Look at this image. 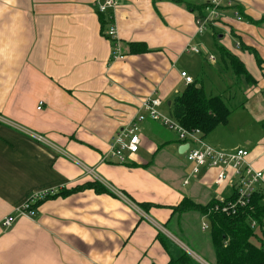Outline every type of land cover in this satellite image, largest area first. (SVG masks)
<instances>
[{
	"label": "crops",
	"instance_id": "obj_1",
	"mask_svg": "<svg viewBox=\"0 0 264 264\" xmlns=\"http://www.w3.org/2000/svg\"><path fill=\"white\" fill-rule=\"evenodd\" d=\"M99 1L0 0V264H167L183 252L215 264L205 215L175 207L184 199L206 205L230 197L235 176L228 171L218 185L217 168L192 175L177 133L141 104L160 98L159 110L169 115L187 86L186 71L231 108L205 140L248 149L249 164L264 173V0H233L241 19L223 11L203 35L189 5L202 0H117L111 17L98 13ZM112 22L124 58L113 57L114 41L105 35ZM137 43L148 51L131 52ZM191 44L206 51L190 52ZM218 47L236 55L255 81L237 78ZM138 115L139 151L124 162L104 160L113 137ZM96 180L104 191L56 194L39 201L33 217L1 225L35 191Z\"/></svg>",
	"mask_w": 264,
	"mask_h": 264
},
{
	"label": "built area",
	"instance_id": "obj_2",
	"mask_svg": "<svg viewBox=\"0 0 264 264\" xmlns=\"http://www.w3.org/2000/svg\"><path fill=\"white\" fill-rule=\"evenodd\" d=\"M118 5L117 0H100L98 2V13L112 16V13ZM228 9L233 10V14L238 19H241L239 9L235 6L233 0H210L208 5L202 13L196 15V32L201 35L208 31V29L215 26L219 20L224 17V12ZM105 35L114 41V58H124V54L118 46V29L114 22H112L105 32ZM116 43V45H115ZM188 51L194 53H202L206 51L203 46L191 44ZM209 59L214 61L215 57L208 54ZM181 76L188 85L194 82V79L186 71H181ZM162 104L160 98L147 97L142 101L141 108L149 114L153 120L162 122L164 125L177 133L178 139L182 144H188V148L184 154L186 160L192 166V175H197L203 168H217L219 172L215 178V183L223 184L228 178V171H232L235 180L232 181L233 194L235 198L217 196V201L214 206L215 210H219L226 215L235 214L239 207H246L250 204L252 196L258 191L262 194L261 203L264 204V173L254 169L248 162L249 150L244 147H234L231 149L216 147L205 140L202 131L199 128H185L178 121H176L170 114H164L159 110ZM43 102H40L41 108ZM143 116L138 115L129 125L122 128L115 137H113L109 151L103 158H115L118 162L126 160L127 153H137L140 148V125L139 122ZM39 139H42L39 136ZM89 173L92 169L87 170ZM232 178V177H231ZM186 183L189 181L186 179ZM64 187L60 188H46L40 191H35L30 197L20 206L16 207L12 213L6 215L1 225L4 228H10L20 216L33 217L36 212V204L53 195L58 194ZM118 194L123 195L120 190L114 189ZM207 216H204L203 228L208 229L209 224L205 222ZM256 221L252 222V226H256ZM264 229V218H263Z\"/></svg>",
	"mask_w": 264,
	"mask_h": 264
},
{
	"label": "trees",
	"instance_id": "obj_3",
	"mask_svg": "<svg viewBox=\"0 0 264 264\" xmlns=\"http://www.w3.org/2000/svg\"><path fill=\"white\" fill-rule=\"evenodd\" d=\"M175 1L180 2V0ZM189 5L199 14L210 5V0H202V3L196 7ZM239 11L242 13L241 8ZM262 21L264 19L259 22ZM219 33L221 32H215V36ZM131 46V52L134 53L148 51L144 44L137 43ZM218 48L221 59L227 61L232 73L237 78L248 81V83L255 81L244 63L236 55L224 47ZM255 55L257 62L261 65L259 54L255 53ZM230 113L231 108L221 95H208L204 86L195 81L188 84L180 94L176 95L170 106V114L176 121L188 129L199 128L204 137L218 125L226 123ZM87 188H92L97 192H102L105 189L96 180L85 182L72 189L65 188L58 194L67 195ZM235 196L232 194L230 197L233 199ZM261 200L262 194L258 191L252 196L248 206L239 207L235 214L230 215L214 209L217 203L216 199L206 205L194 203L191 199H184L175 208L179 212L196 210L207 216L215 250V264H264V204L261 203ZM142 206L147 207L149 204ZM253 221H256V226H252ZM167 264L202 263L188 252H183L178 257H172Z\"/></svg>",
	"mask_w": 264,
	"mask_h": 264
},
{
	"label": "rangeland",
	"instance_id": "obj_4",
	"mask_svg": "<svg viewBox=\"0 0 264 264\" xmlns=\"http://www.w3.org/2000/svg\"><path fill=\"white\" fill-rule=\"evenodd\" d=\"M206 33V32H205ZM205 33H203V34H205ZM203 34H201V35H203ZM208 49V48H207ZM209 76V75H208ZM214 80H216L215 78H214ZM224 82V81H223ZM224 84V83H223ZM225 85V84H224ZM215 88H217V86H215ZM229 89H227L226 91H228ZM228 96V95H227ZM233 100V101H232ZM236 101V99H231V101H230V105L231 104H233L234 102ZM205 222H207L209 225H210V223H209V220H208V218L207 219H205ZM203 225V223L201 224V226ZM210 228V227H209ZM209 228L207 229V231L205 232L207 235H210V231H208L209 230ZM192 234L193 235H195V231L193 230L192 231ZM197 236H199V238H198V240L199 241H201V239H200V237H204L203 236V234H202V236H200L199 235V233H197V235H196V237ZM182 240H183V242L186 244V245H188L187 247L191 250V251H194V250H196L195 249V247H192L191 246V243L188 241V239H186L185 238V236H182ZM202 244H203V246H204V249L205 250H207L208 249V245L206 244V242H205V240H204V238H202ZM200 246V245H199ZM211 249H213L212 247H211ZM189 251V250H188ZM191 254V253H190ZM200 254V257L202 258L200 261H202L201 263L202 264H212V263H209L210 261H211V259L209 258V257H204V255L203 254H201V253H199ZM202 255V256H201ZM205 261V262H204ZM207 262V263H206ZM214 264V263H213Z\"/></svg>",
	"mask_w": 264,
	"mask_h": 264
},
{
	"label": "water",
	"instance_id": "obj_5",
	"mask_svg": "<svg viewBox=\"0 0 264 264\" xmlns=\"http://www.w3.org/2000/svg\"><path fill=\"white\" fill-rule=\"evenodd\" d=\"M187 148H188V144H184L179 148V153H184Z\"/></svg>",
	"mask_w": 264,
	"mask_h": 264
}]
</instances>
